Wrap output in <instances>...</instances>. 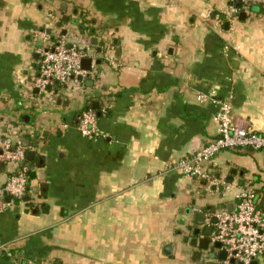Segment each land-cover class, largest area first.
Returning <instances> with one entry per match:
<instances>
[{
  "label": "crops",
  "instance_id": "1",
  "mask_svg": "<svg viewBox=\"0 0 264 264\" xmlns=\"http://www.w3.org/2000/svg\"><path fill=\"white\" fill-rule=\"evenodd\" d=\"M59 36L90 74L41 92L39 53ZM218 101L264 136V0H0V154L20 139L27 168V199L6 202L0 161V264H195L192 214L209 225L238 189L264 190L260 151L219 152L211 181L172 168L215 138ZM87 105L93 138L77 128Z\"/></svg>",
  "mask_w": 264,
  "mask_h": 264
},
{
  "label": "built area",
  "instance_id": "2",
  "mask_svg": "<svg viewBox=\"0 0 264 264\" xmlns=\"http://www.w3.org/2000/svg\"><path fill=\"white\" fill-rule=\"evenodd\" d=\"M81 58L77 45L67 43L62 36L55 37L40 50L35 87L45 92L46 86H52L55 82L64 87L77 88L90 74L81 68ZM197 99L202 100L203 97L198 96ZM216 105L213 117L216 124L215 138L172 165L174 170L187 178L211 181L205 164L224 150L251 149L264 153V136L233 125L228 101H218ZM77 128L87 138L99 135L96 117L91 109L81 114ZM25 154L26 147L20 139L3 142L0 161L13 167L2 186L3 195L16 199L23 196L27 187ZM234 201L232 210L213 214L215 223L210 240L211 243L218 242L226 252L224 264H229L231 259L234 264H250L264 256V213L258 207L256 194L251 190L238 189Z\"/></svg>",
  "mask_w": 264,
  "mask_h": 264
},
{
  "label": "water",
  "instance_id": "3",
  "mask_svg": "<svg viewBox=\"0 0 264 264\" xmlns=\"http://www.w3.org/2000/svg\"><path fill=\"white\" fill-rule=\"evenodd\" d=\"M235 8H240L239 1L235 3ZM232 16H236V14H233ZM238 16L244 17V14L239 13ZM61 20L64 23L68 22V18L66 16H63ZM62 22H59L57 26L61 27ZM71 24L74 26L76 24V21L71 20ZM80 32L82 33L84 32L82 28L80 29ZM64 33L65 31L62 32L63 35ZM91 43L95 44L96 40L92 39ZM99 47L100 48L97 50V53H100L101 48L104 47V43L101 42L99 44ZM80 54L82 56L81 58V65H83L82 69L85 71H90L91 58L84 56V52H81ZM37 58H38V54H35V59ZM84 64H86V66H84ZM45 90L49 91L50 86H46ZM24 145L26 146L25 142H24ZM29 155H32V152L27 153L26 157H28ZM0 168H1V162H0ZM11 199L12 197L10 195L5 196L4 198L6 202H10ZM26 199H27V196L22 197V200H26ZM262 206L264 207V199L262 201ZM186 214L189 215L190 210H187ZM205 223H206L205 215L201 212H196L192 214V224L186 227V232L189 234V236L184 238V242L188 244V247L190 249H194L192 253V256H193L192 262H194L195 264H224V261L226 260V252L221 249V246L218 242L211 243V240H210V236L213 230V224L215 223V218L214 217L210 218L209 225ZM204 226H205V229L203 230L202 235H200L201 227H204ZM170 251H171V246L165 245L163 248L164 254L169 255ZM229 264H234L233 259L229 261ZM250 264H258V263L256 260H254Z\"/></svg>",
  "mask_w": 264,
  "mask_h": 264
},
{
  "label": "trees",
  "instance_id": "4",
  "mask_svg": "<svg viewBox=\"0 0 264 264\" xmlns=\"http://www.w3.org/2000/svg\"><path fill=\"white\" fill-rule=\"evenodd\" d=\"M36 70H37V67H36ZM56 86H57V84L54 82V83L52 84L51 87H52L53 89H56V88H57ZM87 108H89V105L86 106V109H87ZM261 191H264V190L262 189V190H259V191H255V194H256V195H259V193H261ZM258 207L261 208V207H260V204H258Z\"/></svg>",
  "mask_w": 264,
  "mask_h": 264
},
{
  "label": "rangeland",
  "instance_id": "5",
  "mask_svg": "<svg viewBox=\"0 0 264 264\" xmlns=\"http://www.w3.org/2000/svg\"><path fill=\"white\" fill-rule=\"evenodd\" d=\"M6 169H7V170L9 169V167H7V165H6Z\"/></svg>",
  "mask_w": 264,
  "mask_h": 264
}]
</instances>
